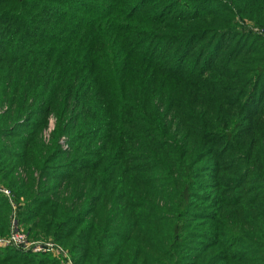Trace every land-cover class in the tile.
I'll return each instance as SVG.
<instances>
[{
  "label": "trees",
  "instance_id": "1",
  "mask_svg": "<svg viewBox=\"0 0 264 264\" xmlns=\"http://www.w3.org/2000/svg\"><path fill=\"white\" fill-rule=\"evenodd\" d=\"M255 27L264 0H0V236L73 264H264Z\"/></svg>",
  "mask_w": 264,
  "mask_h": 264
},
{
  "label": "built area",
  "instance_id": "2",
  "mask_svg": "<svg viewBox=\"0 0 264 264\" xmlns=\"http://www.w3.org/2000/svg\"><path fill=\"white\" fill-rule=\"evenodd\" d=\"M258 33H261L264 36V32L258 28H254ZM65 137H61L63 139ZM66 139V138H65ZM5 195L10 196L8 189H1ZM14 245L20 247L22 250L31 251L33 253H50L53 256H58L60 258V264H73L69 252L61 244L54 242L51 239H32L27 233L15 225L11 227L10 233L6 236H0V246Z\"/></svg>",
  "mask_w": 264,
  "mask_h": 264
},
{
  "label": "rangeland",
  "instance_id": "3",
  "mask_svg": "<svg viewBox=\"0 0 264 264\" xmlns=\"http://www.w3.org/2000/svg\"><path fill=\"white\" fill-rule=\"evenodd\" d=\"M246 21H247V23H252V21H249V20H246ZM2 110H4V108L1 109V111ZM55 124H56V118H55V116L53 114H50L48 116V119H47V122H46L45 126L43 127V129H42V131L40 133V137H41V139L43 140L44 143H49L50 138H51V132L53 131V129L55 127ZM58 143H59V145L61 146L62 149H67L68 148V141L65 138H63V139L60 138L58 140ZM1 189H6V188L5 187L4 188H0V190ZM45 240H47V239H45Z\"/></svg>",
  "mask_w": 264,
  "mask_h": 264
}]
</instances>
